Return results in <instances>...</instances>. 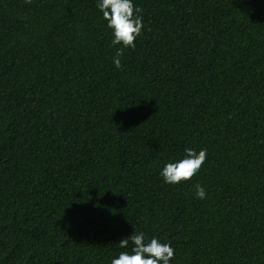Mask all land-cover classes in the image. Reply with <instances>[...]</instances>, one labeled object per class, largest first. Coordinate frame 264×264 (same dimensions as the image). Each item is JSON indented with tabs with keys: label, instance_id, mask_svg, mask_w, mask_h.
Masks as SVG:
<instances>
[{
	"label": "trees",
	"instance_id": "trees-1",
	"mask_svg": "<svg viewBox=\"0 0 264 264\" xmlns=\"http://www.w3.org/2000/svg\"><path fill=\"white\" fill-rule=\"evenodd\" d=\"M98 2L0 0V264H264V0H133L122 69Z\"/></svg>",
	"mask_w": 264,
	"mask_h": 264
},
{
	"label": "clouds",
	"instance_id": "clouds-1",
	"mask_svg": "<svg viewBox=\"0 0 264 264\" xmlns=\"http://www.w3.org/2000/svg\"><path fill=\"white\" fill-rule=\"evenodd\" d=\"M31 4L32 0H25ZM98 9L103 13L107 27L112 30V46L120 45L113 57V62L118 69H122L121 57L125 49H134L136 39L142 34L143 17L142 9L135 6L133 0H99ZM207 159V150L201 149L198 153L191 148L185 149L184 158L177 162L167 163L160 172L165 183L178 184L191 180L198 174ZM196 196L206 198L205 188L197 183ZM131 241V251L119 252L118 258L111 260V264H170L174 259L175 249L169 243H161L158 238L145 241L143 232H134L127 238L118 242L121 249H127Z\"/></svg>",
	"mask_w": 264,
	"mask_h": 264
}]
</instances>
